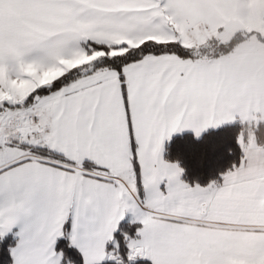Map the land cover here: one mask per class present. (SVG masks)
I'll use <instances>...</instances> for the list:
<instances>
[{
  "label": "snow or ice",
  "instance_id": "obj_1",
  "mask_svg": "<svg viewBox=\"0 0 264 264\" xmlns=\"http://www.w3.org/2000/svg\"><path fill=\"white\" fill-rule=\"evenodd\" d=\"M264 0H0V264H264ZM234 133L189 184L165 143Z\"/></svg>",
  "mask_w": 264,
  "mask_h": 264
},
{
  "label": "trees",
  "instance_id": "obj_2",
  "mask_svg": "<svg viewBox=\"0 0 264 264\" xmlns=\"http://www.w3.org/2000/svg\"><path fill=\"white\" fill-rule=\"evenodd\" d=\"M238 126L227 130H209L199 140L191 132L174 135L165 144V159L179 162L184 169L183 179L189 184L206 185L218 179L237 158L234 133ZM264 131V129H262ZM139 264H150L140 261Z\"/></svg>",
  "mask_w": 264,
  "mask_h": 264
},
{
  "label": "crops",
  "instance_id": "obj_3",
  "mask_svg": "<svg viewBox=\"0 0 264 264\" xmlns=\"http://www.w3.org/2000/svg\"><path fill=\"white\" fill-rule=\"evenodd\" d=\"M237 72L242 101L246 107L264 113V75L259 73L257 59L253 53L241 58Z\"/></svg>",
  "mask_w": 264,
  "mask_h": 264
}]
</instances>
